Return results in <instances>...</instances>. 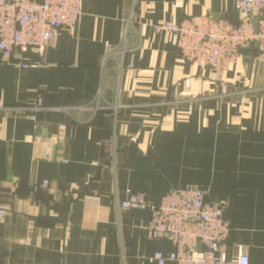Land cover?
<instances>
[{"label":"crops","instance_id":"1","mask_svg":"<svg viewBox=\"0 0 264 264\" xmlns=\"http://www.w3.org/2000/svg\"><path fill=\"white\" fill-rule=\"evenodd\" d=\"M232 2L82 0L79 24L41 55H0V264H157L173 244L119 201L158 203L184 185L222 206L229 255L264 264V65L241 49L222 91L151 27L203 14L236 23Z\"/></svg>","mask_w":264,"mask_h":264},{"label":"built area","instance_id":"2","mask_svg":"<svg viewBox=\"0 0 264 264\" xmlns=\"http://www.w3.org/2000/svg\"><path fill=\"white\" fill-rule=\"evenodd\" d=\"M81 1L0 0L2 60H10L16 48H30L41 55L53 45L61 30L79 24ZM232 7L240 15L236 23L224 16L203 14L189 15L178 22L162 20L151 27L154 32L172 34L181 58L210 69L212 79L220 81L223 73L239 57L241 49L253 46L264 65V0H233ZM125 39L126 33L121 44ZM18 64L24 68L43 65L40 60H21ZM225 87L222 83V90ZM41 106L42 99L38 97L36 108ZM119 205L147 212L148 218L142 226L147 235L167 238L173 244L172 251L153 253L157 264L248 263L247 255L239 249L235 254L227 253L230 226L223 217L222 206L206 200L205 192L195 185L171 188L158 203L150 200L144 192L131 193L121 199ZM6 214L7 209L0 206V220Z\"/></svg>","mask_w":264,"mask_h":264},{"label":"rangeland","instance_id":"3","mask_svg":"<svg viewBox=\"0 0 264 264\" xmlns=\"http://www.w3.org/2000/svg\"><path fill=\"white\" fill-rule=\"evenodd\" d=\"M180 57H181V56H180ZM182 59H183V58H182ZM183 60H184V59H183ZM185 61H186V60H185ZM194 65H195V64H194ZM196 66H197V65H196ZM229 67H230V66H229ZM228 69H229V68H228ZM228 69H227V70H228ZM227 70H226V71H227ZM226 71H225V72H226ZM225 72H224V73H225ZM224 73H223V75H224ZM223 75H222V77L220 78V79H221V80H220V82H221V86H222V83H223V85H226V83L222 80V79H223ZM186 80L188 81V83L186 84V86H189V85H190V81H189L188 78H187ZM220 88H221V87H220ZM226 88H227V85H226L225 89L222 90V88H221V90L224 91V90H226Z\"/></svg>","mask_w":264,"mask_h":264},{"label":"water","instance_id":"4","mask_svg":"<svg viewBox=\"0 0 264 264\" xmlns=\"http://www.w3.org/2000/svg\"><path fill=\"white\" fill-rule=\"evenodd\" d=\"M197 247L200 248V245H198Z\"/></svg>","mask_w":264,"mask_h":264}]
</instances>
